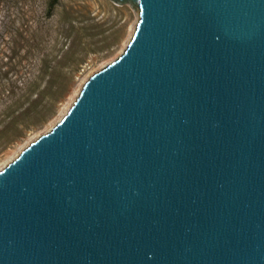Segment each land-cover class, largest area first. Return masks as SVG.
I'll list each match as a JSON object with an SVG mask.
<instances>
[{"label":"water","instance_id":"1","mask_svg":"<svg viewBox=\"0 0 264 264\" xmlns=\"http://www.w3.org/2000/svg\"><path fill=\"white\" fill-rule=\"evenodd\" d=\"M113 1L123 53L0 170V264H264V0Z\"/></svg>","mask_w":264,"mask_h":264},{"label":"rangeland","instance_id":"2","mask_svg":"<svg viewBox=\"0 0 264 264\" xmlns=\"http://www.w3.org/2000/svg\"><path fill=\"white\" fill-rule=\"evenodd\" d=\"M139 18L131 2L0 0V168L123 53Z\"/></svg>","mask_w":264,"mask_h":264},{"label":"bare ground","instance_id":"3","mask_svg":"<svg viewBox=\"0 0 264 264\" xmlns=\"http://www.w3.org/2000/svg\"><path fill=\"white\" fill-rule=\"evenodd\" d=\"M133 33H134V31H133ZM132 33V34H133ZM131 39V37L128 39V41H127V43L129 42V40ZM77 92V91H76ZM74 102H71L69 105H67V107L61 112V114H60V117H59V120L63 117V115L68 111V109L71 107V105L73 104ZM66 106V105H65ZM51 124V123H50ZM53 126V124L51 125V127ZM29 140V139H28ZM32 140H34V139H31L26 145H28V144H30L31 142H32ZM25 145V146H26ZM22 151V149L20 150V151H18L17 152V154H15L14 156H13V158L14 157H16V156H18V154L20 153ZM13 154V153H12ZM11 156V155H10ZM12 161V158L11 159H9L5 164H3V166L0 168V170L1 169H3L8 163H10Z\"/></svg>","mask_w":264,"mask_h":264}]
</instances>
